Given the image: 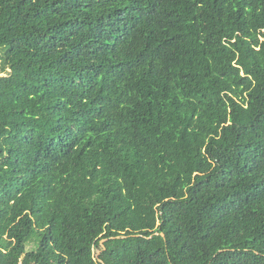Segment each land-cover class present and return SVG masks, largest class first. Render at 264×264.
Here are the masks:
<instances>
[{
	"label": "trees",
	"instance_id": "1",
	"mask_svg": "<svg viewBox=\"0 0 264 264\" xmlns=\"http://www.w3.org/2000/svg\"><path fill=\"white\" fill-rule=\"evenodd\" d=\"M0 58V264H264V0H0Z\"/></svg>",
	"mask_w": 264,
	"mask_h": 264
},
{
	"label": "rangeland",
	"instance_id": "2",
	"mask_svg": "<svg viewBox=\"0 0 264 264\" xmlns=\"http://www.w3.org/2000/svg\"><path fill=\"white\" fill-rule=\"evenodd\" d=\"M1 63H2V59L0 58V64H1ZM2 75H4V74H2ZM100 251H101V246L96 247V249H95V253H96V255H99Z\"/></svg>",
	"mask_w": 264,
	"mask_h": 264
},
{
	"label": "water",
	"instance_id": "3",
	"mask_svg": "<svg viewBox=\"0 0 264 264\" xmlns=\"http://www.w3.org/2000/svg\"><path fill=\"white\" fill-rule=\"evenodd\" d=\"M106 241V239H103V240H101V244L103 245V248L105 249V246H104V242ZM101 254V251H100V253H99V255Z\"/></svg>",
	"mask_w": 264,
	"mask_h": 264
}]
</instances>
